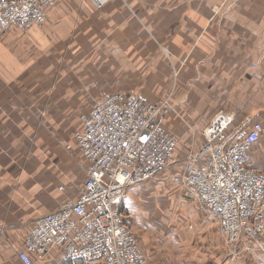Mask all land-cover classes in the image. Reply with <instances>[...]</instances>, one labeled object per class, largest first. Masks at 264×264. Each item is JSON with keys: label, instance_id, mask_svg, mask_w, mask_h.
Returning <instances> with one entry per match:
<instances>
[{"label": "crops", "instance_id": "obj_1", "mask_svg": "<svg viewBox=\"0 0 264 264\" xmlns=\"http://www.w3.org/2000/svg\"><path fill=\"white\" fill-rule=\"evenodd\" d=\"M117 91L149 103L168 98L161 125L183 147L162 177L126 191L125 223L153 249L177 253L176 261L164 257L162 264L213 263L221 243L219 263L234 258L215 218L186 196L180 175L185 152L205 143L219 112L232 114L234 124L250 115L264 125V0H111L102 7L54 0L42 25L9 30L0 41V264H23L24 234L81 194L87 176L80 186L69 180L80 150L77 115ZM39 142L62 147L60 175L38 163ZM251 165L264 172V132ZM173 210L182 227L172 226ZM146 247L157 262V251ZM200 248L205 255L197 256ZM237 250L238 259L264 264V249L254 242L242 241ZM37 264L97 263L67 261L55 249Z\"/></svg>", "mask_w": 264, "mask_h": 264}, {"label": "built area", "instance_id": "obj_2", "mask_svg": "<svg viewBox=\"0 0 264 264\" xmlns=\"http://www.w3.org/2000/svg\"><path fill=\"white\" fill-rule=\"evenodd\" d=\"M97 7L111 0H92ZM54 0H0V41L9 30L40 26ZM169 99L149 103L117 91L97 99L80 115L75 137L87 179L76 199L67 198L24 234L18 258L37 264L58 249L64 260L97 264H150L136 234L125 223L122 201L128 189L158 180L178 147L161 125ZM219 112L205 143L187 152L181 181L186 196L218 222L235 258L250 241L264 249V172L251 165V151L264 125L246 115L237 124Z\"/></svg>", "mask_w": 264, "mask_h": 264}, {"label": "rangeland", "instance_id": "obj_3", "mask_svg": "<svg viewBox=\"0 0 264 264\" xmlns=\"http://www.w3.org/2000/svg\"><path fill=\"white\" fill-rule=\"evenodd\" d=\"M90 1H92V0H90ZM93 2V1H92ZM53 5V4H52ZM51 5V6H52ZM95 5V4H94ZM46 21V20H45ZM44 21V22H45ZM43 22V23H44ZM42 23V24H43ZM41 24V25H42ZM11 31V30H10ZM17 32H18V30H16ZM19 32H22V31H19ZM4 39V35H3V38L1 39V40H3ZM49 84H50V82H46V88H49ZM40 89L41 90H43V86L41 87V85H40ZM46 90V89H45ZM44 90V91H45ZM52 89H50V91H51ZM54 91V90H53ZM51 93H53V92H51ZM40 97V96H39ZM45 99H46V96L44 97V94H43V92H42V95H41V98H40V100L43 102V104H45L46 102H45ZM48 100V99H47ZM168 108H169V106H168ZM80 113H78V117H80ZM40 134V133H39ZM189 148V147H188ZM182 149H183V147H181L180 146V144H178V147H177V150H176V154H178V152H181L182 151ZM61 150H62V147L57 143V142H54V143H48V144H46V142H39V146H38V153H39V158H38V163L39 164H42L44 167H46V168H49L51 171H53L55 174H59L60 175V170H58L56 167L57 166H61L60 165V163H61V157H60V154H61ZM190 150V149H189ZM186 154H187V152H185ZM184 153V154H185ZM185 154V155H186ZM42 155V156H41ZM62 155V154H61ZM72 155H74V154H71L70 155V159L72 158ZM41 156V157H40ZM52 158H54V160L52 161L51 159ZM82 159H83V157H82V155H81V152H80V150H79V153L78 154H75L74 156H73V158L71 159V161H70V164H71V168H70V173H69V180H70V184L71 183H73V184H77V186H80L82 183H83V181L86 179V177H85V175L87 176V166L83 163V161H82ZM77 163H79V164H77ZM52 165H54V167L52 166ZM75 168V170H74V168ZM64 168V167H63ZM65 169V168H64ZM65 172V171H64ZM83 175H84V177H83ZM60 177L61 176H55L54 178H55V180H57L58 182H60ZM177 212L175 211V210H173L172 211V213H171V216H173V219H172V221H171V223H173L172 224V226H179V227H182L183 225H182V222L178 219V218H180L177 214H176ZM170 224V223H169ZM215 225H216V232H218V236H219V239H221L222 240V236H221V234H220V229H219V227H218V224L215 222ZM183 230H184V228H183ZM137 236V235H136ZM137 239H138V241H139V244H140V247H141V249L145 252V248H143V246H147L146 248H148V249H150V251H157L154 255H152V256H154L155 258H156V261L157 262H155V261H152V259H151V256L150 255H148L147 254V252H145V254L147 255V257H148V259H149V262H150V264H153V263H155V264H162V262L164 261V257L166 258V259H169V261H176L178 258L177 257H174V256H176L177 255V253L174 251V250H172V249H170V248H166L165 249V247H158V246H156V247H154L155 249H153L152 248V246H150L149 245V243L148 244H145L144 243V241H142L139 237H137ZM150 241H151V243L150 244H152L153 245V239H152V237L150 238ZM224 243V242H223ZM222 244V243H221ZM221 244L219 245V249H217V250H215V252H214V255H216V259L214 260L215 262H213V263H208V264H221V263H219V262H221V260H223V258L221 257V253H223V254H225V252L223 251V249L220 247L221 246ZM154 246V245H153ZM224 246H225V250L227 251V252H229L230 254H231V252H230V250L228 249V247L225 245V243H224ZM189 250H193V251H195V248L194 247H189ZM207 251V249H205V248H200L199 250H197V253H198V255L197 256H203V255H205V252ZM240 254L241 253H239V255L238 256H240ZM229 256H231V257H233L232 255H229ZM238 256L237 257H235V258H233L232 260H229V263L228 264H248V261H244L245 259L242 257L241 258V260L240 259H238ZM185 259L186 260H189V261H199V260H197L195 257L193 258L192 257V254H187L186 255V257H185ZM153 262V263H152ZM225 262H226V257H225ZM192 264V263H191ZM225 264H227V262L225 263Z\"/></svg>", "mask_w": 264, "mask_h": 264}]
</instances>
